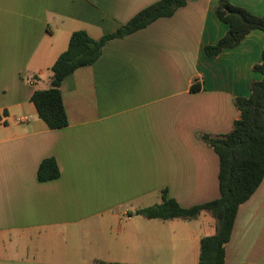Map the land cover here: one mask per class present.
I'll list each match as a JSON object with an SVG mask.
<instances>
[{"label": "crops", "instance_id": "crops-1", "mask_svg": "<svg viewBox=\"0 0 264 264\" xmlns=\"http://www.w3.org/2000/svg\"><path fill=\"white\" fill-rule=\"evenodd\" d=\"M155 1L0 0V264H198L200 239L215 232L209 212H133L162 191L182 207L218 197V155L199 134L232 130L234 99L261 78L264 32L210 57L204 47L228 25L218 0H188L62 79L67 125L48 128L30 100L73 31L99 38ZM228 1L264 13V0ZM45 158L59 176L39 181ZM223 264H264V176L237 207Z\"/></svg>", "mask_w": 264, "mask_h": 264}, {"label": "trees", "instance_id": "trees-1", "mask_svg": "<svg viewBox=\"0 0 264 264\" xmlns=\"http://www.w3.org/2000/svg\"><path fill=\"white\" fill-rule=\"evenodd\" d=\"M187 1L157 0L138 11L112 33L99 38L90 37L84 30L73 31L66 48L50 66L51 75L47 88L36 89L31 95L30 100L38 117L50 129L67 125L59 88L62 79L76 68L92 64L109 40L129 35L160 17L171 16ZM215 14L228 25V30L217 42L204 47L206 55L210 57L217 56L223 49L237 46L253 29L264 32V13L257 16L228 0H218ZM252 70L260 73L261 78L250 82L247 97L234 99L240 113L232 130L222 137L199 134V138L218 155V197L201 204L182 207L174 199L167 198L162 191L159 203L133 212L135 215L160 220L193 219L201 211L209 212L216 222L215 232L200 239L198 264H223L224 246L229 239L237 207L249 198L264 176V47L261 61L254 64ZM36 176L39 181L57 178L59 168L55 160L43 159ZM94 264L123 263L96 260Z\"/></svg>", "mask_w": 264, "mask_h": 264}, {"label": "rangeland", "instance_id": "rangeland-1", "mask_svg": "<svg viewBox=\"0 0 264 264\" xmlns=\"http://www.w3.org/2000/svg\"><path fill=\"white\" fill-rule=\"evenodd\" d=\"M24 254H36V252L30 250H24Z\"/></svg>", "mask_w": 264, "mask_h": 264}, {"label": "built area", "instance_id": "built-area-1", "mask_svg": "<svg viewBox=\"0 0 264 264\" xmlns=\"http://www.w3.org/2000/svg\"><path fill=\"white\" fill-rule=\"evenodd\" d=\"M21 120H27V117H23V118H21Z\"/></svg>", "mask_w": 264, "mask_h": 264}]
</instances>
